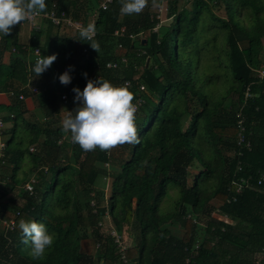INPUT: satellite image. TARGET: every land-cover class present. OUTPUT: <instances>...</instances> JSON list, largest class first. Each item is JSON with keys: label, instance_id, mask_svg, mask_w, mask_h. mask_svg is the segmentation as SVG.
<instances>
[{"label": "trees", "instance_id": "trees-1", "mask_svg": "<svg viewBox=\"0 0 264 264\" xmlns=\"http://www.w3.org/2000/svg\"><path fill=\"white\" fill-rule=\"evenodd\" d=\"M100 3L45 0L44 9L64 11L83 26L94 23L97 51L76 40L78 29L46 20L30 29L28 42L17 24L0 36V93L9 98L0 104L6 144L0 264H258L264 249V0H146L131 15L120 12V0L106 9ZM35 48L56 54L39 76L29 69ZM65 70L67 85L58 79ZM98 76L113 85L127 82L137 142L85 151L62 131L61 105L68 100L61 95L73 104V87L82 90ZM27 97L42 109L43 122L27 117ZM102 177L110 178L109 195L96 186ZM217 209L224 218L213 215ZM21 219L42 222L52 234L41 256L23 243ZM176 224L182 235L172 229ZM113 230L132 244L121 250ZM89 236L93 252L83 248Z\"/></svg>", "mask_w": 264, "mask_h": 264}, {"label": "clouds", "instance_id": "clouds-1", "mask_svg": "<svg viewBox=\"0 0 264 264\" xmlns=\"http://www.w3.org/2000/svg\"><path fill=\"white\" fill-rule=\"evenodd\" d=\"M120 12L131 15L140 13L146 0H120ZM155 4V0H153ZM45 0H0V36H6L12 31V26L18 22L36 16L44 11ZM94 23H88L78 29L79 41L88 42L98 50V43L93 39ZM56 59V54L41 55L32 66L35 76L44 72ZM86 75V74H85ZM60 83L67 85L71 76L65 70L58 77ZM74 100L77 107L67 111L62 120V131L70 133L72 142L77 143L82 150L94 148L107 150L116 144L137 142L135 123L136 106L132 102L133 94L127 87V82L113 85L107 79L98 76L87 79L83 89L73 87ZM22 241L31 245L32 255L41 256L53 242V236L42 222L21 219L18 222Z\"/></svg>", "mask_w": 264, "mask_h": 264}, {"label": "built area", "instance_id": "built-area-1", "mask_svg": "<svg viewBox=\"0 0 264 264\" xmlns=\"http://www.w3.org/2000/svg\"><path fill=\"white\" fill-rule=\"evenodd\" d=\"M110 1L111 0H101L100 7L102 9H106L108 6V3ZM42 20L49 21V22L53 23L54 25L68 26V27H73L75 29H79L80 27L83 26L81 21L73 20L70 17H68L64 11L59 12L55 8H50V9L44 10L43 12L37 14L36 16L30 17V18L24 20L23 22L22 21L18 22L17 25H19L21 27L29 26L30 29H38L40 26L39 23ZM123 31H124V28L118 29L115 31V34L123 33ZM41 55H42L41 49L35 48L34 49V62L30 63V65H29V69L31 71H32V66L34 65L35 61ZM108 65H114V64L109 63ZM259 73L261 76H264V67H263V69H261L259 71ZM28 86H30V89L33 93H38L39 88L37 86L30 85V83L28 84ZM141 88H144V86H141ZM23 97H24L23 95H20V98H23ZM61 97L64 99V101H66V99H67L66 94H62ZM238 117H239L238 125L240 127V133H239L240 135H239L238 141L240 143V142H243L245 140L244 135H243V133L245 132V125H244V118L242 117V115L240 113L238 114ZM0 126H4V122H3L1 117H0ZM5 146H6L5 142L0 138V154L4 153L3 151H4ZM30 150H34V147H30ZM262 179H263V177H262ZM241 180L244 181L243 179H241ZM25 188L31 190L32 189L31 183L27 182L25 184ZM240 188H241V184L238 187V189H240ZM10 224H11V226H13V220L10 222ZM112 233L117 236L116 240H117L119 246H121V250H124L126 248L125 242L120 239L119 235H117V232L115 230H113ZM258 255H257V259L259 260L258 264H261V261L264 258V249H263V252L261 254H258Z\"/></svg>", "mask_w": 264, "mask_h": 264}, {"label": "rangeland", "instance_id": "rangeland-1", "mask_svg": "<svg viewBox=\"0 0 264 264\" xmlns=\"http://www.w3.org/2000/svg\"><path fill=\"white\" fill-rule=\"evenodd\" d=\"M166 9H165V6L163 7V14H162V16H161V19H164V22H166ZM166 19V20H165ZM46 34V33H45ZM7 54V56L9 57V53H6ZM39 84L40 83H42V79L40 80V82H38ZM62 100H64L63 98H62ZM66 100H68L67 102H62V105H61V107H62V112H61V117H62V120H63V118L67 115V111L66 110H68V111H72V110H74L76 107H77V104H78V101H75L74 99H72L74 102H73V104H69V99H68V97H67V99ZM39 103H38V101H37V105H38ZM27 117L29 118V119H31V120H33V121H38V122H43L44 120H45V118H44V115H43V111H42V109L40 108V106H35V104L33 105L32 103H29V112L27 113ZM105 167V166H104ZM191 172L192 173H196V170L194 169V168H192L191 169ZM1 174H5L1 169H0V175ZM110 178H108V177H102V179L101 180H99V182L97 183V187L98 188H100V189H104V191L106 192V195H109V192H110ZM213 205H215L216 207H219L222 203H221V201L220 200H218V199H213L212 200V202H211ZM133 205V203H131V204H129L128 205V207H130L131 208V206ZM213 215H215V216H217V217H225L224 215H221L220 213H219V211H218V209L213 213ZM107 221H108V223L109 224H112V222H111V219H110V217H107ZM129 221V220H128ZM127 221V223H129ZM109 226V225H108ZM107 226V227H108ZM202 226V228H200V232H199V234H200V237H202L203 236V227H204V225L202 224L201 225ZM127 228H128V226H127ZM129 229V228H128ZM172 229L174 230V232L175 233H177V234H179V235H182V233H183V229H182V227L179 225V224H176V225H173L172 226ZM130 244H132V238L131 237H129L127 240H126V242H125V245H127V246H129ZM83 248H84V250L85 251H87V252H93L94 251V248H95V244H94V242L92 241V238L89 236V237H87L85 240H84V245H83ZM259 256V255H258Z\"/></svg>", "mask_w": 264, "mask_h": 264}, {"label": "crops", "instance_id": "crops-1", "mask_svg": "<svg viewBox=\"0 0 264 264\" xmlns=\"http://www.w3.org/2000/svg\"><path fill=\"white\" fill-rule=\"evenodd\" d=\"M41 23L45 24V22H41ZM30 33H31V31H30V27L29 26H26V27H24L22 29V34H23V40L24 41L28 42L30 40ZM44 35H45V32L43 31L42 37H44ZM4 61L5 62L9 61V57L7 56V54H5ZM2 103H9V98H8L6 93H2L1 92L0 93V104H2ZM26 103H27L28 108H29V103H32L34 105V102H33L32 98H30V97L26 98Z\"/></svg>", "mask_w": 264, "mask_h": 264}]
</instances>
